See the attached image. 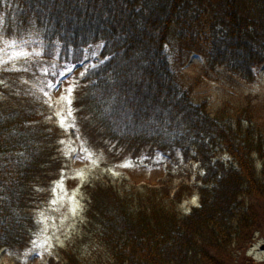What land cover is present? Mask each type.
Returning <instances> with one entry per match:
<instances>
[{
    "label": "trees",
    "instance_id": "16d2710c",
    "mask_svg": "<svg viewBox=\"0 0 264 264\" xmlns=\"http://www.w3.org/2000/svg\"><path fill=\"white\" fill-rule=\"evenodd\" d=\"M0 27L35 34L44 64L62 68L99 47L72 106L77 134L109 165L163 156L187 167L155 185L90 179L77 232L49 264L251 263L247 250L264 239V107L246 99L211 115L176 69L195 54L254 83L264 0H0ZM22 70L0 73V251L29 246L67 164L66 132Z\"/></svg>",
    "mask_w": 264,
    "mask_h": 264
},
{
    "label": "rangeland",
    "instance_id": "374dc122",
    "mask_svg": "<svg viewBox=\"0 0 264 264\" xmlns=\"http://www.w3.org/2000/svg\"><path fill=\"white\" fill-rule=\"evenodd\" d=\"M13 40H15L14 46L5 44V41L11 44ZM20 51H23L25 55H16ZM10 55H15V58L8 60ZM40 57L41 45L35 34H29L21 39H11L6 38L0 27V60H8V63H0V73L5 70L10 73L9 70L14 69L24 71L22 70L24 68L28 69L27 72L33 73V85L40 89L47 104L51 105L50 108L55 114L58 126L66 132L64 143H61V150L62 155L67 159L66 169L59 179V181L63 180V187L57 190L56 196L51 194L48 203L37 215V221L39 220L40 223L32 241L35 240L37 244L45 241L46 243H43V247H36L31 241L29 246L21 251L3 250L0 252V264H49L51 256L59 248L66 246L77 232L83 214L81 190L92 178L107 174L114 178L112 180L125 178L137 184L155 185L169 167L176 176L185 178L187 175L186 166L176 165L174 159L163 156L138 162L127 161L125 163L129 165L128 167L122 166L125 163L109 165L102 154L90 148L77 134L72 103L69 105L67 100L72 101L73 92L87 68L101 61L98 46L87 51V58L80 65L65 69L54 62L44 64ZM34 65L37 67L36 73L31 68ZM176 71L184 85L191 90L193 101L195 103L205 101L211 115H214L225 103H229L232 107H240L246 99H252L255 104H261L264 107V65L257 69L256 81L252 84L226 73L223 68L208 69L203 59L197 55H190L186 63L177 67ZM23 77H25L24 74ZM68 88L72 89L70 97ZM45 93L48 95L46 96ZM69 111H71L70 116ZM57 113L60 115L58 116ZM61 117L65 119V128L60 126ZM89 153H91L90 156ZM188 170L191 176L195 174L193 167ZM53 199L56 200L55 204L50 203ZM188 203V201L184 202L182 208L186 210ZM73 208L75 212L72 211ZM262 245H264V239L257 240L250 247V264H264Z\"/></svg>",
    "mask_w": 264,
    "mask_h": 264
},
{
    "label": "snow or ice",
    "instance_id": "6c2138e0",
    "mask_svg": "<svg viewBox=\"0 0 264 264\" xmlns=\"http://www.w3.org/2000/svg\"><path fill=\"white\" fill-rule=\"evenodd\" d=\"M5 44H6L7 46H14V45H15V40H13V41L11 42V44H9L8 41H5ZM101 46H103V45H101ZM16 55L24 56L25 53H24L23 51H20V52H19L18 54H16ZM37 55H39V53H37ZM14 58H15V55H10V56L8 57V60H11V59H14ZM8 60H0V63H8ZM14 70H18V69H14ZM45 74H47V71H46V70H45ZM61 75H62V73H61ZM49 86H51V85H49ZM67 92H68L69 97H70V96H71L72 89H71V88H68V89H67ZM45 95L47 96L48 94L45 93ZM61 99H64V97H61ZM67 103H68L69 105H71V103H72L71 99H68V100H67ZM49 106L51 107V105H49ZM57 115L59 116L60 114L57 113ZM68 115H69V116L71 115V111H69ZM59 123H60V126H61L62 128H65V127H66L65 119H64L63 117H61ZM60 143L63 144L64 141H60ZM82 151H84V150L82 149ZM88 155L90 156L91 153H89ZM78 159H83V157H78ZM122 166H123V167H128L129 165H128L127 163H125V164H123ZM78 175H79V174H78ZM62 187H63V180L57 182L56 186L53 187V189H52L53 196H56V194H57V190H58L59 188H62ZM61 198H62V197H61ZM73 199H74V197H73ZM50 203H51V204H55V203H56V200L53 199L52 201H50ZM72 211L75 212V208H73ZM41 215H43V214L41 213ZM37 222L40 223L39 220H38ZM32 243H33L36 247H43V243H46V241L43 242V243H41V244H37L36 241L34 240V241H32Z\"/></svg>",
    "mask_w": 264,
    "mask_h": 264
},
{
    "label": "water",
    "instance_id": "95a60500",
    "mask_svg": "<svg viewBox=\"0 0 264 264\" xmlns=\"http://www.w3.org/2000/svg\"><path fill=\"white\" fill-rule=\"evenodd\" d=\"M261 249L264 250V246Z\"/></svg>",
    "mask_w": 264,
    "mask_h": 264
}]
</instances>
